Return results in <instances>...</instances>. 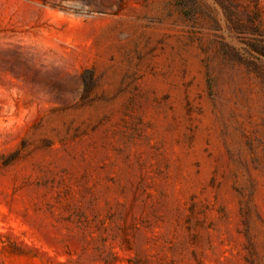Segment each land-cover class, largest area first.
Returning <instances> with one entry per match:
<instances>
[{
    "label": "rangeland",
    "instance_id": "374dc122",
    "mask_svg": "<svg viewBox=\"0 0 264 264\" xmlns=\"http://www.w3.org/2000/svg\"><path fill=\"white\" fill-rule=\"evenodd\" d=\"M0 264H264V0H0Z\"/></svg>",
    "mask_w": 264,
    "mask_h": 264
}]
</instances>
